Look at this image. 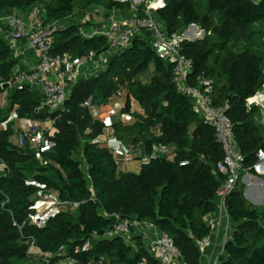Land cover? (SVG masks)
Masks as SVG:
<instances>
[{
  "label": "trees",
  "instance_id": "16d2710c",
  "mask_svg": "<svg viewBox=\"0 0 264 264\" xmlns=\"http://www.w3.org/2000/svg\"><path fill=\"white\" fill-rule=\"evenodd\" d=\"M99 5L130 10L129 3L113 0H0V17L39 6L46 23H63L76 11ZM156 17L169 34L191 24L205 29L203 38L182 45L194 62L191 84L202 76L212 81L213 104L224 108L245 167L252 169L258 149L264 148L261 108L247 102L264 86V0H167ZM83 25L58 29L52 53L81 56L109 48L104 36L81 35ZM18 61L0 32V103L8 90L2 83L14 77ZM173 70L174 64L158 57L146 33L111 55L104 70L72 85L63 109L43 106L44 96L30 85L8 90L7 105L0 104V124L14 111L19 118L51 122L56 146L39 155L12 141L10 122L0 127V264H48L46 257L50 264L65 259L66 264L101 259L106 264H161L142 235L134 234L130 242L102 238L112 228L114 214L154 224L173 237L185 261L202 264L198 240L212 231L208 215L216 210L217 190L226 179L217 169L225 153L195 101L178 91ZM120 91L127 95L128 111L132 99L144 110L129 124L111 125L118 142L142 146L139 172L121 170L113 148L98 140L107 125L95 107ZM89 100L90 107L85 105ZM158 147L168 150L158 152ZM49 192L80 205L52 215L44 226L31 224L36 198ZM227 210L236 229L217 264H264V205L250 203L238 187L227 198ZM33 242L41 254L30 253Z\"/></svg>",
  "mask_w": 264,
  "mask_h": 264
},
{
  "label": "built area",
  "instance_id": "2783aa9c",
  "mask_svg": "<svg viewBox=\"0 0 264 264\" xmlns=\"http://www.w3.org/2000/svg\"><path fill=\"white\" fill-rule=\"evenodd\" d=\"M113 1L129 3L130 10L125 11L115 7L107 9L105 26L92 31H87L83 27L79 30L81 35L88 38L93 36L107 38L109 48L101 54L95 51L81 56H75L69 52L53 54L55 32L67 26L57 21L46 23L39 6L29 12L15 11L0 17L2 23L0 32L13 49L15 56L19 58L14 69V77L2 83V86L5 89L13 90L30 85L32 89L39 91L44 96L43 106H49L53 110L63 109L65 101L70 97L72 85L82 79L90 78L97 71L104 70L111 55L125 51L137 36L144 37L146 33H149L151 44L158 57L174 64L173 80L178 91L190 96L195 101V107L204 118L205 124L215 129L217 140L225 153L224 159L217 163V169L226 176L225 181L217 190V205L225 211L227 218L230 219L227 198L238 189L242 174L248 172L264 174V148L258 149L257 161L252 169L245 167V155L238 148L230 119L224 108L216 107L213 104V99L210 96V92L213 90L212 81L202 76L198 78L195 85L191 84L194 62L183 53L182 45L186 40L193 41L203 38L206 34L205 29L198 24H191L180 32L169 34L156 17V11L165 7L167 0ZM93 12L91 10L83 11L82 23L92 21ZM262 89L247 99L249 106L262 105L264 86ZM8 90L1 97V107H5L8 103ZM122 96L123 92L120 91L115 97ZM85 105L92 106L91 101H87ZM137 105V101L132 99L129 112L125 115L126 121H134ZM13 119H20L23 123L19 129H16L17 131L15 130L18 135L16 144L29 145L39 155L51 151L56 146V141L53 139L56 130L52 131L33 119L19 118L15 111L10 114L8 120L2 122L3 126L7 128L8 123ZM102 137L106 141L117 140L115 130L111 125H107ZM181 164H188V161H183ZM79 205L80 203L75 201L62 200L55 192L41 194L34 206L36 212L30 214L28 220L31 224L44 226L52 215L64 210H75ZM114 216L115 222L112 228L107 230L102 238L123 237L130 242L131 237L140 232L138 228L143 224L158 228L152 223L131 221L119 214H114ZM141 234L140 232L138 235ZM146 237L143 236V239L145 238L148 250L159 259L161 264H189L183 259L173 237L167 232L160 230L159 234L146 235ZM207 241L208 236L198 240L199 247ZM86 246H89V242ZM133 246L135 247V244ZM30 253L41 254L34 242L30 247ZM44 260L50 264L49 258L46 257ZM217 262L215 261L214 264ZM94 263L106 264L104 259ZM58 264H66V262L61 261ZM140 264H144V262Z\"/></svg>",
  "mask_w": 264,
  "mask_h": 264
},
{
  "label": "crops",
  "instance_id": "0c3cea01",
  "mask_svg": "<svg viewBox=\"0 0 264 264\" xmlns=\"http://www.w3.org/2000/svg\"><path fill=\"white\" fill-rule=\"evenodd\" d=\"M101 6L102 8L104 7L102 10L103 13H101V9L96 8V6L88 9L91 11H95L96 14L93 13L91 19L92 21L81 23L84 24L83 28H85L87 31H92L95 28L105 26L107 9L105 8V6ZM90 22H92L93 24ZM63 23H65L64 25L66 26L69 25L66 22ZM126 104L127 95L125 94V92H123L122 97L118 98L114 96L109 100L107 104L96 106L94 113L100 119H102L106 123V125H113L114 123L119 121L129 124L132 121H126L125 115H127L129 112L127 110ZM136 110L139 114L144 113V110L139 103L136 107ZM18 121L22 126L23 123L20 121V119H18ZM3 124L4 123H1L0 127L5 128ZM42 126H45L52 131L56 130L51 122H46L45 124H42ZM98 140L101 142V144L113 148L115 157L119 161V168L121 170L133 172L140 171L145 158L144 150L141 145H127L118 142L117 140L106 141L102 136H100ZM163 150H168V148L158 147L156 149V151L158 152H163ZM238 187H241L244 190L245 197L250 203L254 204L255 206L264 205V174H256L254 172L242 174L241 179L238 183ZM245 189H247L246 192ZM208 221L212 224V231L208 235V241L203 246H200V251L202 254V264H214L215 261H218L219 256L223 253L226 240L230 238L232 232L236 229V224L231 218H227L225 211L219 208L218 205L216 207V210L208 215ZM138 229L145 237L146 235H157L160 233V230L158 228L150 227L148 224H143V226L139 227ZM140 232H138L137 234H139Z\"/></svg>",
  "mask_w": 264,
  "mask_h": 264
},
{
  "label": "rangeland",
  "instance_id": "374dc122",
  "mask_svg": "<svg viewBox=\"0 0 264 264\" xmlns=\"http://www.w3.org/2000/svg\"><path fill=\"white\" fill-rule=\"evenodd\" d=\"M255 1H259V0H255ZM204 3H205V1H204ZM96 8H98V9H101V13H103V8H102V6L100 5V6H96ZM93 10V9H92ZM93 13H95L96 14V12L94 11ZM91 16H93V15H91ZM95 16V15H94ZM83 18H84V15H83V11H76V15L74 16V17H70V18H68V19H66L64 22H66V23H68V24H81L82 22H83ZM100 18V17H99ZM63 24H65V23H63ZM98 72V71H97ZM96 72V73H97ZM263 91V89L261 90V92ZM256 94V93H255ZM254 96V95H253ZM124 101H125V99H124ZM260 107H261V114L258 116V120L259 121H261L263 124H264V102L262 103V105H259ZM128 108V107H127ZM9 125H12V127H13V129H19L20 128V123H19V121H18V119H13V120H11V122H10V124ZM2 126V125H1ZM17 131V130H16ZM12 141L13 142H17V140H18V135H17V132L16 133H14L13 135H12ZM246 190L247 189H245V192H246ZM39 200V196L36 198V202ZM256 206H262V205H256ZM31 261V260H30ZM68 261V259H65L64 261H63V263H65V262H67ZM29 262V261H28Z\"/></svg>",
  "mask_w": 264,
  "mask_h": 264
}]
</instances>
